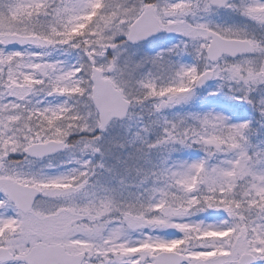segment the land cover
<instances>
[{
  "label": "snow or ice",
  "instance_id": "obj_1",
  "mask_svg": "<svg viewBox=\"0 0 264 264\" xmlns=\"http://www.w3.org/2000/svg\"><path fill=\"white\" fill-rule=\"evenodd\" d=\"M49 7L51 5L42 0L40 11L43 14H51L54 18H67L70 22L55 23L45 33L34 32L18 39H0V91L6 88L8 95L12 97L11 110L4 108L6 117L0 114V129L3 130L0 131V227L23 225L30 230L34 217L41 214L58 216L65 205L77 209L84 208L87 211L84 202L73 200L77 190L86 186L83 175L79 180L75 177L38 178L19 173L10 166L14 163L9 160L11 154L20 152L28 156L42 157L53 151L68 148L66 141L72 133L70 128L64 129L59 139L54 142L38 136L18 137L14 132L12 135L8 133L26 118L24 112L29 111L27 104L21 110L15 101H23L36 85L47 84L49 95L82 97L87 94L95 109L94 113L90 111L89 115L93 116L95 127L101 131L113 117H122L134 100L129 98L125 91V82L116 74L117 57L113 55L111 60L98 62V58L107 57L109 49L116 52L118 45L114 40L118 35L124 37L127 42L137 43L161 31L179 33L187 38L184 49L187 50L191 44L195 48L196 56L204 62L202 66H178L175 70L178 82L159 90L152 81L140 82L145 89V99L158 98L155 105L158 110L188 100L197 87L209 80L220 82L217 90L239 86L244 94L236 98L249 104H254L250 94L258 86L264 85V40H257L254 35L243 29L221 27L195 20L200 10L211 14L216 9H228L247 17L264 30V0H206L202 9L199 3L194 7L193 0H134L122 11H113L111 16L99 17V14H96L99 18L88 15L94 7L102 10L106 7L95 0H60L51 13L47 11ZM189 17L193 19L190 21ZM87 19H92L93 22L85 25L83 34L77 33L74 23ZM101 19L105 20L104 28L101 31H92ZM113 27L115 32L112 31ZM89 34V41L85 42L83 36ZM96 37L100 39L97 40ZM25 43H31L35 49H45L55 44L68 45L83 52L87 62L80 63L79 66H64L62 62L46 60L42 51L26 53L7 50L10 44L24 46ZM249 53H259L261 58H249L245 55ZM26 56L29 57L27 66L33 69V72L17 73L13 69ZM237 56L242 58L232 61L227 59ZM82 73L84 75H81ZM210 94L215 95L216 92ZM260 104L261 115H264V100H261ZM47 113H51V117ZM61 113L73 114V120L84 122L76 106L70 107L66 101L43 112L31 111V115H41L53 127L57 126ZM195 120L198 127L192 126L189 129L188 139L200 144L206 155L204 159L188 165V172L180 181L188 197L181 200L179 206L164 213L165 217L172 218L171 223L166 218L152 220L157 227L143 233L144 239L134 242L126 240L124 234L141 227V219L124 211H110L111 202H104L103 198H99L94 206L102 208L107 215L97 212L99 221L94 226H89L93 227L95 234L101 238L104 232H107L116 243L109 244L105 241L106 246L85 252L78 258L77 264H119L121 260L123 264H196L197 253L210 254V260L205 264H264V224L252 227L250 216L240 211L244 209L250 214L253 209H257V218L264 219V149L250 150V142L245 135L250 128L248 121L233 124L224 115L213 112L197 116ZM84 130L87 129H82ZM180 142L186 143L184 139ZM90 147L96 150L88 143L83 145L85 150ZM213 148L215 152L212 151ZM225 151L233 154L232 161H229L226 167L223 162L216 165L209 163L211 156ZM241 179L247 181L248 187L238 193L237 181ZM67 180H71L72 188L58 193L64 198L60 202L37 199L45 193L32 190L35 185L47 186ZM238 196L243 198L237 199ZM160 208V204L155 206L157 215ZM193 208L197 212L222 211L224 217L215 223L189 222L188 217L193 214ZM29 213L32 216H29ZM113 216L126 217V220H114ZM165 229L177 230L181 235L165 239L151 234L152 231ZM192 233L224 237L226 243L222 242L220 245L226 248L224 255H211L215 251V245L193 244L192 240L196 237L192 236ZM17 235L18 233L13 231L7 238H15ZM4 245L5 239L0 238V247ZM172 246L177 247L172 251L157 250ZM17 255L18 252L13 251V258L0 261V264H22L15 258Z\"/></svg>",
  "mask_w": 264,
  "mask_h": 264
},
{
  "label": "rangeland",
  "instance_id": "obj_2",
  "mask_svg": "<svg viewBox=\"0 0 264 264\" xmlns=\"http://www.w3.org/2000/svg\"><path fill=\"white\" fill-rule=\"evenodd\" d=\"M42 0H0V39H18L25 35L32 33H45L55 23L67 24L70 21L67 18H54L53 15H45L40 11V3ZM51 5L47 9L49 13L60 0H46ZM96 3H103L106 5L105 9L92 8L88 14L89 17L99 18L104 16H111L113 11L120 12L127 5L132 4L134 0H95ZM155 2V0H154ZM21 3H38L37 8H19ZM199 3L201 9L206 0H193V4ZM99 14V17L96 16ZM193 18L189 17L191 21ZM197 22H210L221 27H233L248 31L249 34L254 35L257 40H264V30L260 29L253 21L241 14L225 9L213 10L211 14H206L202 10L197 12L195 17ZM92 19L81 20L74 23L77 33L83 34L85 25L92 23ZM105 20L101 19L100 23L96 25L92 31H101L104 28ZM110 25V21H109ZM118 27V26H116ZM115 27L112 31L115 32ZM89 35H84L85 42L89 41ZM97 40L100 37H96ZM187 40L179 33L168 32L163 37L153 39L145 44L138 46H131L126 43L125 38L117 36L114 42L118 45V49L114 53L112 49L108 50L106 58H98V62H104L105 59L111 60L113 55L117 57V75L125 82V91L130 99H133V109L127 120L120 122L114 121L104 132L98 133L97 127L94 125L93 116L89 112L95 111L94 106L88 99L87 94L84 96L75 97H61L58 94L49 95L47 92V84L41 86L36 85L31 93L21 101L17 99L15 103L20 105L23 110L25 104L28 105L29 111L24 112L25 119L16 124L12 132L18 137L38 136L43 139H59L64 129L71 130L67 141L78 135V138L73 144L69 145L65 152L59 154L54 158L42 161H33L24 153L11 154L9 160L14 162L10 166L14 167L19 173L35 176L38 178L47 177H75L77 180L83 175L85 177L86 186L82 190H77V194L73 200L85 203L87 211L84 208L77 209L75 207H68L65 205L58 216H36L33 218L31 229L24 228L23 225L17 227L5 226L0 227V238L5 239V245L12 252L25 253L37 241H47L49 243H61L71 252L85 253L94 251L98 247L106 246L105 241L109 244L116 243V240L111 238L107 232H104L103 238L96 235L93 227L99 221L97 212L107 215L102 208H96L94 205L99 198H103L104 202H111L112 207L110 211H124L128 215H137L141 219V227L136 230H129L124 234V239L136 241L144 239L143 233H148L152 228L157 227L152 220L166 218L171 223V217H165L164 213L171 210L173 207L179 206L173 202L166 201L167 197L163 198L162 190L164 192L172 193L169 199L174 198V193L187 197L188 194L181 187L180 181L184 178L185 173L188 172V165L191 162H196L205 158V152L201 157H195L192 161L180 163L169 170L163 169L164 173L168 175L167 180L164 181V186H160L159 181L151 179L154 183L149 186H142V182L149 179H142V182H136L132 177H127V173L132 171L131 165L127 163V157L132 156L138 149H142L146 143L151 140L150 128L148 121L155 120L158 123L165 124L168 131L175 128L180 130L185 128V133L192 126H197L198 122L195 117L202 116L205 113L213 112L224 115L230 123L240 124L245 121L251 122V119L256 117V113H260V101L264 100V85L258 86L251 94L250 98L256 104H249L244 100L236 97L243 95L239 86L225 87L222 90H217L220 83L217 80H212L206 87L199 90L195 89L194 94L186 101L179 104H173L169 107L158 110L156 103L158 98H144L145 89L141 86V81H152L157 85V90L167 87L173 83L178 82V77L175 75V70L181 65H197L202 66L203 61L200 60L195 53V48L191 44L184 49V42ZM179 46V50H177ZM10 51H23L30 53L32 51H42L45 53V59L49 62H62L64 66H79L80 63L87 62V57L78 49H73L68 45L55 44L46 47L45 49H35L31 43H25L24 46L19 44H10L7 48ZM249 58L259 60L260 54L255 53ZM229 61V58H227ZM238 58L236 60H239ZM29 57L15 66L13 69L17 73H32L33 69L27 65ZM81 75H84L83 73ZM37 78L39 75L37 73ZM87 80V77L84 76ZM87 82L85 81V84ZM215 95H220L232 103L238 105H245L247 107L246 114L225 113L216 107H208L206 104L199 106V110H191L190 102L197 96H210L212 92ZM139 100L140 102H136ZM67 102L68 106L75 105L79 110L80 116L84 122L73 120V114L61 113L57 126L53 127L41 115H31V111L37 113L43 112L49 107H55ZM12 97L8 95V90L5 88L0 91V114L6 117L4 108L11 110ZM51 117V113H47ZM264 116V115H263ZM30 117V118H29ZM6 123V119L4 120ZM86 122V123H85ZM193 122V124H192ZM264 125L258 123V128L263 130ZM198 127V126H197ZM86 128L87 130L82 131ZM0 131H3L0 129ZM249 139L250 150L259 151L264 149V135L262 138L254 139V135L245 133ZM97 138V139H93ZM122 143L120 144V142ZM88 143L96 150L90 147L88 150L83 148V145ZM213 152L216 150L213 148ZM209 163L216 165L218 162H223L225 167L229 161H232L233 154L231 152H218L215 156L209 158ZM158 180V179H157ZM44 190L45 195L41 198L45 201L53 203L60 202L64 198L58 193L67 191L72 188L71 180L66 182L54 183L47 186L35 185ZM248 187L247 181L241 179L237 181L236 191L242 192ZM174 192V193H173ZM174 195V196H173ZM243 197L238 196L237 199ZM161 205L160 212L157 215L155 206ZM240 211L243 212V209ZM254 215L256 218L250 220L253 222L252 227H257L264 224V219L257 218V209ZM216 216L206 217L205 222L215 223L223 219L222 211L214 210ZM29 216H32L29 213ZM126 217L113 216L112 219L119 220ZM151 218V219H148ZM182 219V218H181ZM189 220V217H188ZM83 221V222H82ZM189 222H192L189 220ZM126 228L127 225L125 224ZM17 232L15 238H7L11 232ZM155 237H162L165 239L177 238L181 234L174 229L156 230L151 233ZM211 235L213 241L208 240L204 246L215 245V251L211 255L222 257L226 248L221 247V243L226 241L224 237L218 235ZM216 243V244H215ZM175 246L158 248V251L163 249L174 250ZM203 260L207 262L210 260V254L197 253L195 254V261ZM23 264V263H22ZM123 264V260L119 262Z\"/></svg>",
  "mask_w": 264,
  "mask_h": 264
},
{
  "label": "trees",
  "instance_id": "obj_3",
  "mask_svg": "<svg viewBox=\"0 0 264 264\" xmlns=\"http://www.w3.org/2000/svg\"><path fill=\"white\" fill-rule=\"evenodd\" d=\"M38 3H21L18 5L19 8H37ZM202 104H206L208 107H216L225 113H238V114H246L247 107L245 105H238L237 103H232L225 99L222 96L218 95H203L202 97H195L189 104L191 110H199V106ZM254 104H256L254 102ZM262 123L264 125V116L260 113H256V117L251 119L250 128L246 131L247 134L254 135V140L257 141L258 138H262L264 135V126L262 127L263 130L258 128V123ZM148 126L150 128L151 133V140L149 143H146L142 149H138L136 153H133L132 156L127 157L128 165H131L132 171L127 173V177H132L136 182H142V179H149L148 181L145 180L142 183V186H149L150 183H154L151 179H156L159 181L160 186H164V181L170 182L168 180V175L164 173L163 169L169 170L174 168L175 165H179L180 163L192 161L195 157H201L204 154V150L201 148L200 144L195 143L193 140L188 139L190 133H185V128H181L178 130L177 128L168 131V128L165 124L158 123L155 120L148 121ZM193 124V122H192ZM195 126V125H194ZM198 126V125H197ZM78 138V135L74 136L72 139L68 141V144L71 145L74 141ZM184 139L186 143H181L180 140ZM122 141L120 142V144ZM158 179V180H157ZM165 188L162 190L163 198L167 202H173L174 204H179V202L187 197L183 195H178L174 193V198H170V194L164 192ZM193 214L189 216V220L194 221H205V218L210 216H216V212L214 210H207L202 212H197L195 208L192 209ZM255 209L249 212L244 211V215H251L253 214ZM252 217V215H251ZM192 236L196 238L192 240L193 244L200 245L204 243V239L208 235H197L196 233H192ZM177 247V246H175Z\"/></svg>",
  "mask_w": 264,
  "mask_h": 264
},
{
  "label": "water",
  "instance_id": "obj_4",
  "mask_svg": "<svg viewBox=\"0 0 264 264\" xmlns=\"http://www.w3.org/2000/svg\"><path fill=\"white\" fill-rule=\"evenodd\" d=\"M164 33H165V31H161V32L154 34V36H159V35L164 34ZM150 38L151 37H149L148 39H150ZM148 39H146L144 41L137 42V43H131V42H129V43L135 45V44L145 42ZM252 54H254V53H249V54H245V55H252ZM209 81H206L205 84L201 85L200 87L205 86ZM131 105H129L127 107L126 112L122 117H113L107 123L105 129L115 119L125 120L129 115ZM98 131L102 132L99 128H98ZM51 141L54 142L56 140H51ZM62 151H64V149H60L58 151H53L52 153L44 155L42 157L54 156V155H57L58 153H60ZM29 156L31 158H34V159L42 158V157H37V156H33V155H29ZM32 190L38 191V192H43L41 189H39L36 186H33ZM39 197H41V196H38L37 199ZM81 255H83V253L80 254V253L68 252L66 247L60 243L52 244V243H46V242H38L34 246H32L31 249L27 253L18 254L15 258L26 263V264H77L78 258ZM11 258H13L12 252L6 247H0V261L6 260V259H11ZM197 264H204V262L199 261Z\"/></svg>",
  "mask_w": 264,
  "mask_h": 264
},
{
  "label": "flooded vegetation",
  "instance_id": "obj_5",
  "mask_svg": "<svg viewBox=\"0 0 264 264\" xmlns=\"http://www.w3.org/2000/svg\"><path fill=\"white\" fill-rule=\"evenodd\" d=\"M146 2H154V0H146ZM217 10L221 11V10H225V9H217Z\"/></svg>",
  "mask_w": 264,
  "mask_h": 264
}]
</instances>
